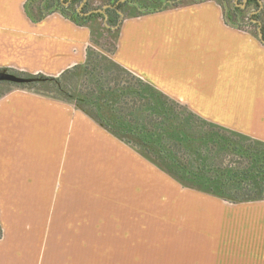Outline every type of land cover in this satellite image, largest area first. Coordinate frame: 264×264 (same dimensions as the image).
<instances>
[{"label": "crops", "instance_id": "0c3cea01", "mask_svg": "<svg viewBox=\"0 0 264 264\" xmlns=\"http://www.w3.org/2000/svg\"><path fill=\"white\" fill-rule=\"evenodd\" d=\"M36 1L0 0V71L57 77L105 58L141 86L120 84L127 117L112 114L121 123L110 130L73 97L0 82V264H264V199L223 201L204 215L162 210L159 221L136 220L134 210L123 224L121 210L89 205L86 192L89 154L113 141L153 166L125 122L163 116L154 105L164 100L264 143L260 37L229 23L216 0H200L124 17L106 53L91 25L42 13Z\"/></svg>", "mask_w": 264, "mask_h": 264}, {"label": "trees", "instance_id": "16d2710c", "mask_svg": "<svg viewBox=\"0 0 264 264\" xmlns=\"http://www.w3.org/2000/svg\"><path fill=\"white\" fill-rule=\"evenodd\" d=\"M79 69L68 70L57 77L6 72L39 79L33 84L10 83L12 85L43 87L45 91L60 93L58 97L62 99L73 97L67 89L74 87L77 81L79 91L74 97L77 106L95 120L99 114L100 123L110 130L118 128L121 122L114 121L116 118L112 119V114L126 118L129 107L125 101V87L120 84L131 82L141 86V82L105 58L94 61L89 57L82 72ZM35 92L50 94L37 89ZM63 95L66 98L61 97ZM102 102L106 104L101 106ZM154 106L163 109V116L141 114L125 122L136 125L132 139L142 144V154L152 163L183 187L224 202L237 204L264 199V143L204 122L169 100H164L162 106ZM112 120L116 123L110 124ZM123 139L130 143L127 136Z\"/></svg>", "mask_w": 264, "mask_h": 264}, {"label": "rangeland", "instance_id": "374dc122", "mask_svg": "<svg viewBox=\"0 0 264 264\" xmlns=\"http://www.w3.org/2000/svg\"><path fill=\"white\" fill-rule=\"evenodd\" d=\"M65 1V0H64ZM118 1L123 2V6L112 19L106 16H94L91 19H85L83 16L77 18L76 12L79 1L72 9L65 10L59 5L57 0H37L42 13L48 12L50 9L60 11L65 16L74 18L78 23L86 22L91 25L94 30V42L96 47L106 53H110L114 45V29L119 25L121 20L127 16L145 15L163 8L180 6L200 0H134L125 2V0H88V8L90 10H101L108 4H114ZM224 10L226 20L238 28L251 31L257 34V25L250 20L251 13L254 11L255 5L252 3L248 8H244L241 4L243 0H216ZM261 13L260 17L264 23V0H260ZM241 9V10H239ZM74 81V87L67 89V92L73 98L78 94L79 82ZM8 83V82H6ZM14 86V85H13ZM27 89L41 91L42 93H50V96L58 97L61 94L47 90L43 87H28ZM66 98V96H61ZM230 138V134H224ZM118 147V149H116ZM108 150H101L90 153L87 163V185L88 204H98L109 206L114 210H121L123 214L120 219L125 218L129 214H133L136 210V220L152 219L159 221L161 219L162 210L167 212L177 211L178 214L190 215L191 210H198V214L204 215L203 210L214 209L218 204L222 207L223 201L183 187L180 183L170 180L163 175V170L143 161L140 156L123 145L113 143L108 145ZM112 150L114 154L107 153ZM100 195L104 197H99ZM107 199H112L108 201ZM130 212H129V211ZM171 210V211H168ZM138 212V213H137ZM107 214V213H106ZM110 214V213H109ZM114 216L116 217L115 211ZM145 215V216H144ZM150 215V217H149ZM190 217H181L184 221ZM118 219V218H115ZM168 220L170 218H167ZM178 219V218H177ZM180 219V218H179ZM93 217H88V224L93 222ZM207 218L199 217L201 228H207ZM122 223V221H121ZM136 223V222H135ZM141 223V222H140ZM136 224H139L137 222ZM159 224V223H158ZM204 236L206 237L207 233ZM121 251V250H120Z\"/></svg>", "mask_w": 264, "mask_h": 264}, {"label": "flooded vegetation", "instance_id": "af4514ba", "mask_svg": "<svg viewBox=\"0 0 264 264\" xmlns=\"http://www.w3.org/2000/svg\"><path fill=\"white\" fill-rule=\"evenodd\" d=\"M78 1L80 2L78 4V8L80 7V10L78 9V11H75L76 16L77 18L83 16V18L85 19H91L94 16H98V15L106 16L108 19H112L116 15L117 11H119L124 4L123 2L118 1L114 4L106 5L101 10H90L88 8V0H65V1L57 0L58 4L62 5V8L64 9V11L68 9H72V7ZM130 1H134V0H125V2L127 3ZM252 3L255 5L256 8H254V11L251 13L250 20L257 25V31H258L257 35L260 37L261 41L264 43V23L262 22L261 17H260L261 16L260 15L261 13L260 0H243L241 5L244 8H248V6L251 5Z\"/></svg>", "mask_w": 264, "mask_h": 264}, {"label": "water", "instance_id": "95a60500", "mask_svg": "<svg viewBox=\"0 0 264 264\" xmlns=\"http://www.w3.org/2000/svg\"><path fill=\"white\" fill-rule=\"evenodd\" d=\"M0 82H8L16 85H27L39 82L37 78L19 77L6 71H0Z\"/></svg>", "mask_w": 264, "mask_h": 264}]
</instances>
